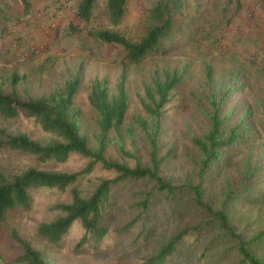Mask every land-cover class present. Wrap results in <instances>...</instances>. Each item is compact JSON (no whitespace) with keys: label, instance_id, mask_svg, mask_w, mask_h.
Returning a JSON list of instances; mask_svg holds the SVG:
<instances>
[{"label":"rangeland","instance_id":"374dc122","mask_svg":"<svg viewBox=\"0 0 264 264\" xmlns=\"http://www.w3.org/2000/svg\"><path fill=\"white\" fill-rule=\"evenodd\" d=\"M159 1L128 0L125 17L115 25L109 16L107 0L97 1L89 23L76 16L80 0H30L28 11L22 0H0V30L24 27V56L12 54L6 64L0 56V84L4 81V88L9 90V78L17 71L27 75L17 89L39 95L62 85L70 74L81 72L82 86L77 98L83 108L81 123L95 144L99 116L88 101V86L98 77L107 79L113 88L126 52L120 44L93 39L86 34L87 30L107 28L138 40L152 23L151 11ZM240 1L237 8L236 0H181L168 39L157 52L129 66L126 86L131 105L118 133L122 137L115 135L107 155L135 164L134 157L120 152L123 144L144 164L148 163L147 138L134 122L135 114L144 112L139 100L144 83L164 65L187 66L188 71L176 87L164 116V132L159 142L162 152L171 151L172 158L163 165L162 174L177 184L200 183V151L192 139L207 132L208 98L222 92L227 126L243 122L246 128L243 137L224 148L218 161L203 173L202 194L215 208H221L227 201L236 232L250 238L264 230V0ZM71 24L80 26L83 32L74 33ZM207 63L213 65V81L206 77ZM0 125L11 131H27L35 138H50L24 114L16 118L0 116ZM87 162L79 154L63 163L44 162L22 151L0 149V169L7 172L33 166L73 171ZM112 175L96 167L88 175V185ZM84 185L87 186V180ZM145 190L152 192L150 208L146 212L130 208L129 203L142 199L136 193ZM70 200L68 191L40 188L32 192L29 210L9 211L7 219L0 222V264L12 261L20 253L11 236L13 228L43 250L51 264H141L174 233L201 222H205L201 232L187 236L167 264H237L240 260L235 240L210 222L205 210L196 204L192 189L168 195L146 179L124 182L115 191L113 208L106 215L110 231L97 247L92 243L78 246L84 235L79 223L59 242H50L37 234L41 222L57 215L51 206ZM129 222L130 227L123 229ZM255 252L264 259V238Z\"/></svg>","mask_w":264,"mask_h":264},{"label":"trees","instance_id":"16d2710c","mask_svg":"<svg viewBox=\"0 0 264 264\" xmlns=\"http://www.w3.org/2000/svg\"><path fill=\"white\" fill-rule=\"evenodd\" d=\"M98 0H80L76 16L81 22L89 23L94 15ZM25 10L31 7L30 0H22ZM128 0H107V9L111 21L117 25L126 15ZM181 0H160L151 13L152 23L138 40L128 38L117 30L107 28H89L87 35L103 43H116L124 47L126 52L120 75L112 88L105 78H94L88 86V101L96 110L98 131L92 138L83 129L81 120L83 108L78 102L82 86L81 72L70 74L62 85L48 93L39 95L20 92L18 83L27 78L26 74L14 71L9 78L10 87L6 90L0 84V116L16 118L24 114L33 119L41 130L50 135L47 140L35 138L27 131H11L8 126L0 125V149L17 150L35 155L42 161L66 162L72 155L79 154L88 159L80 169L58 170L50 168L29 167L23 171L7 172L0 169V222L7 219L9 211H25L32 206V192L40 188H57L68 191L71 200L58 202L51 206L57 215L51 220L43 221L37 228V234L50 242H59L67 235L76 223L81 224L84 235L78 246L87 243L97 247L110 231L107 224V212L113 208L115 191L131 180L146 179L154 182V187L173 195L177 191L192 189L195 202L205 210L210 222L216 223L221 230L236 242L240 260L237 264H264V259L255 252V247L264 238V230L246 238L237 233L231 222L227 201L221 208H215L203 198V173L221 156L224 148L233 146L244 135L246 126L243 122L227 126L223 114L225 95L220 92L208 98L209 128L207 132L192 139L194 146L200 151V178L198 184H177L162 174L163 165L172 158V152H162L160 138L164 132V116L174 91L188 71L187 66H163L156 69L149 82L144 83L139 100L144 112L136 113L134 122L142 130L149 145V161L143 163L136 155L127 151L122 144L119 149L125 156L135 158V164L108 156L110 144L120 128L125 124L131 105V95L126 86L129 66L141 63L149 54L157 52L170 34L176 21L175 11ZM241 1L236 0V7ZM58 8L61 7L59 4ZM70 29L83 32L78 25L71 24ZM206 77L213 81L214 68L206 64ZM122 137L121 134H118ZM96 167H101L113 175L101 177L94 185H88L89 177ZM87 180V186L84 185ZM140 201L128 204L132 209L146 212L150 208L152 192L139 191ZM136 220V219H133ZM129 222L123 229L130 227ZM205 222L187 225L174 233L163 244L158 252L146 257L141 264H167L169 258L177 254L179 247L189 235H198ZM11 236L20 249V253L5 264H51L43 250L32 240L24 237L16 228Z\"/></svg>","mask_w":264,"mask_h":264},{"label":"crops","instance_id":"0c3cea01","mask_svg":"<svg viewBox=\"0 0 264 264\" xmlns=\"http://www.w3.org/2000/svg\"><path fill=\"white\" fill-rule=\"evenodd\" d=\"M24 27L9 26L2 27L0 30V56L5 58L4 64L8 63L7 58H11L12 54L24 55Z\"/></svg>","mask_w":264,"mask_h":264},{"label":"built area","instance_id":"2783aa9c","mask_svg":"<svg viewBox=\"0 0 264 264\" xmlns=\"http://www.w3.org/2000/svg\"><path fill=\"white\" fill-rule=\"evenodd\" d=\"M24 56V55H23Z\"/></svg>","mask_w":264,"mask_h":264}]
</instances>
